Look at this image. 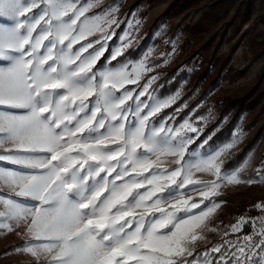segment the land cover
<instances>
[{"label":"snow or ice","instance_id":"1","mask_svg":"<svg viewBox=\"0 0 264 264\" xmlns=\"http://www.w3.org/2000/svg\"><path fill=\"white\" fill-rule=\"evenodd\" d=\"M119 4L0 0V162L16 166L0 165V229L22 224L36 264H264V218L193 247L221 185L253 181L221 159L235 138L197 152L202 129L160 115L178 94H155L151 49L128 58L140 21Z\"/></svg>","mask_w":264,"mask_h":264},{"label":"rangeland","instance_id":"2","mask_svg":"<svg viewBox=\"0 0 264 264\" xmlns=\"http://www.w3.org/2000/svg\"><path fill=\"white\" fill-rule=\"evenodd\" d=\"M135 1L136 0H120L119 4V16L122 20H132L133 16L130 13H135V19L140 21L138 30L134 32V44L141 39L144 35L146 26L162 12L167 4V1L157 2L145 15H140V6H135ZM238 1L243 0H235V3L227 15L223 17L222 21L210 28L208 33L188 37L186 32L181 30L177 32L172 39L165 37L162 43H149L138 56L142 58L144 52H147L149 49L152 50L149 60L158 66L154 67V70L148 75L159 77L161 72L174 67L178 68V70L183 68L189 70V67L185 64V58L189 56L194 49H199L197 52L198 54L192 56L190 61L189 66L193 68L197 69L206 64H208L209 67L213 65L218 66L224 58H226L227 61L223 63V79L213 91L207 94L205 99L199 103L198 106L206 103L211 104L213 101L217 102L224 98H231L234 94H239L241 91L252 86L257 76L264 74V0L251 1L248 15L242 24H238L239 16H237L224 27V23L229 21L231 13ZM104 2L109 3L110 0H104ZM204 10H208V6L201 4L198 10H190L183 15L177 16L173 18L170 23H179L180 27L190 25L198 19L199 15ZM124 27H127L126 23L122 24L120 29H117V33H120ZM213 31H215V38L210 44V47L207 49L201 48L200 45L202 42L206 39L207 35ZM220 34H222L221 37H219ZM218 38L219 41L214 48ZM113 42L118 43V37H114L113 41L109 43L111 44ZM238 72H241L240 76ZM181 86L182 82L179 83L177 89L168 96L178 94V99L182 94ZM164 116L173 117L174 119L171 121L172 124L182 123L184 120H191L194 126L202 129V132L199 134V137L202 139L199 141L196 151H210L204 150L201 146L204 144V140H207L209 136L208 134L204 135L205 132L203 130L214 121L215 111L209 110L207 113H204V115L196 118H191V114H188L180 121H176L174 114H167ZM254 119L255 122L253 125L251 123ZM261 125L264 126V106L261 110L256 109L241 115L234 130L231 132V137L223 142L226 143L235 138V146L232 147L225 156L221 157V159L225 160L232 153L237 151L244 142L252 137L255 130ZM0 152H3V149H0ZM171 159L172 158H168L169 163H166L164 165L165 167L174 166L170 164ZM0 165L3 167H16L6 161L0 162ZM235 169L240 170L239 174L242 178L251 179L253 182H242L239 184H228L224 182L221 185L219 190L220 195L213 199L222 203L205 222L209 229L216 230L203 231L202 234L206 238L207 243L204 240L197 241L193 247L198 250L207 247L208 244L219 243L223 240L235 241L238 238H242L244 235H251L252 230L249 234L243 231L237 233H231L229 231L230 226L235 224L238 218H244L249 223L251 222L252 228L253 221H255V227L257 229L261 226V219L264 218V209L257 208V205H264V128L260 132L253 148L233 170ZM193 178L202 182H211L215 179V177L208 173H196ZM0 191L11 194L10 190L2 185H0ZM184 195L185 198L192 197L196 202H199L201 199L197 192L191 190L185 191ZM178 198L179 196L173 197V199ZM170 202L171 201H168L167 203ZM167 203L165 206H167ZM0 210H2V207H0ZM8 223H10L12 227L11 231L0 229V264H23L20 260H22L24 252H21L20 249H22L25 246V242L29 241L31 238L26 234L22 224L17 226L15 221H8ZM225 232L229 234L225 236ZM15 234H18V237L23 239L24 243L21 247L14 246L13 249H11L8 240L10 236ZM225 247H227V245H225ZM26 255L30 256L29 254Z\"/></svg>","mask_w":264,"mask_h":264},{"label":"trees","instance_id":"3","mask_svg":"<svg viewBox=\"0 0 264 264\" xmlns=\"http://www.w3.org/2000/svg\"><path fill=\"white\" fill-rule=\"evenodd\" d=\"M166 1L167 4L162 12L146 26L144 35L134 44L135 47L129 50V59L137 58L149 43H162L165 37L172 39L177 32L181 30H184L188 37L208 33L210 28L222 21L223 17L227 15L235 3V0H136L134 3L135 6H140V15H145L155 3ZM251 1L252 0L238 1L231 13L229 21L226 23L223 22L224 27L237 16H239L238 24H242L248 15ZM201 4L207 5L208 10L202 11L194 23L184 27H180L179 23H170V21L177 16L183 15L190 10H198ZM221 35L222 34H220L219 37H221ZM214 38L215 31L207 35L206 39L200 45L201 48H209ZM218 41L219 38L214 48ZM198 50L199 49H194L190 55L185 58V64L189 67V70L184 68L178 70V68L175 67L165 70L161 72V75L153 84V88H155L156 95L165 97L173 93L177 89L179 83L182 82L181 96L177 99L175 104L165 109L160 114L161 116L174 114L176 121H180L188 114H191V118H196L204 115V113H207L209 110L215 111L214 121L203 130L205 132L204 135L208 134L209 136L207 138L208 143H204L201 147L204 150H210L212 147H216L231 137V132L234 130L241 115L256 109L261 110L264 106V74L258 75L252 86L241 91L239 94H234L231 98H224L217 102L213 101L211 104L206 103L198 106L199 103L205 99L207 94L213 91L223 79V63L227 61L226 58H224L218 66L213 65L209 67L208 64H206L197 69L193 68L189 66L190 61L192 56L198 54ZM112 63L114 64L115 61ZM240 74L241 72H238L239 76ZM177 109H179V111H177ZM255 119L251 124L254 125ZM263 128L264 126H259L249 140L244 142L237 151L224 160L228 171L233 170L242 162L244 157L255 145ZM197 139L200 141L202 138L198 137ZM251 230V222H248L247 225L241 229V231L246 234L251 233ZM23 243L24 240L20 239L18 234L10 236L8 240L11 249H13L14 246L21 247ZM22 256L23 258L20 260L21 263L36 264L34 258L31 256H27L25 253H23Z\"/></svg>","mask_w":264,"mask_h":264}]
</instances>
